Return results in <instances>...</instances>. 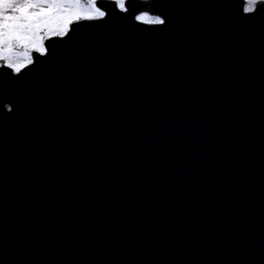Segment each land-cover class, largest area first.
Wrapping results in <instances>:
<instances>
[{
    "label": "water",
    "instance_id": "water-1",
    "mask_svg": "<svg viewBox=\"0 0 264 264\" xmlns=\"http://www.w3.org/2000/svg\"><path fill=\"white\" fill-rule=\"evenodd\" d=\"M154 6L0 77V264H264V12Z\"/></svg>",
    "mask_w": 264,
    "mask_h": 264
},
{
    "label": "clouds",
    "instance_id": "clouds-1",
    "mask_svg": "<svg viewBox=\"0 0 264 264\" xmlns=\"http://www.w3.org/2000/svg\"><path fill=\"white\" fill-rule=\"evenodd\" d=\"M140 3L137 10L132 6ZM155 0H0V74L7 88L38 62L49 58V41L63 40L74 24L104 20L113 11L127 13L133 22L165 20ZM252 15L264 10V0H244ZM10 110V109H9Z\"/></svg>",
    "mask_w": 264,
    "mask_h": 264
},
{
    "label": "snow or ice",
    "instance_id": "snow-or-ice-1",
    "mask_svg": "<svg viewBox=\"0 0 264 264\" xmlns=\"http://www.w3.org/2000/svg\"><path fill=\"white\" fill-rule=\"evenodd\" d=\"M156 3H157V0H155V4ZM133 5H134V2L132 6ZM240 8L244 9V11H247V9L244 6V0H240ZM115 12L117 11H113L104 20L83 21L79 24H74L72 26V30L68 33V35L63 40H58V41L50 43L52 51H51V55L49 56V58L38 62L37 64L33 65L31 69L26 70L24 73H22L21 76L17 78L16 86L13 89H19L22 86V82L25 81L27 77H35L40 74L41 70H46L45 66L56 65L63 58V55L67 49L78 46L81 38L85 34H88L98 28L107 27L110 24V22H112L114 19L119 20V17H114L113 14ZM160 12L163 13L165 20L145 21V20H141L140 17H137V22H133L127 13H124V12H118V13L123 14V18L131 22V24L133 25L146 24V25L152 26L150 27L152 29H167L169 26L168 16L165 12L163 11H160ZM261 12H264V10H261L259 13L252 14V15H244L243 13H241L240 17L241 19L245 17H249V18L257 17L261 14ZM98 21L99 23H97ZM0 77H3L2 74H0ZM0 104H2V109L5 113L14 114L16 105L12 99H7V98L0 99Z\"/></svg>",
    "mask_w": 264,
    "mask_h": 264
},
{
    "label": "flooded vegetation",
    "instance_id": "flooded-vegetation-1",
    "mask_svg": "<svg viewBox=\"0 0 264 264\" xmlns=\"http://www.w3.org/2000/svg\"><path fill=\"white\" fill-rule=\"evenodd\" d=\"M137 10H139L140 8L137 6V7H135Z\"/></svg>",
    "mask_w": 264,
    "mask_h": 264
}]
</instances>
